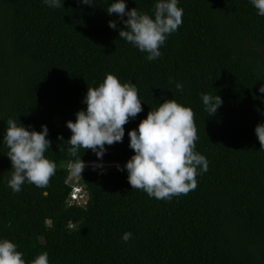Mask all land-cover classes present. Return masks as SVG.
<instances>
[{
	"label": "trees",
	"instance_id": "1",
	"mask_svg": "<svg viewBox=\"0 0 264 264\" xmlns=\"http://www.w3.org/2000/svg\"><path fill=\"white\" fill-rule=\"evenodd\" d=\"M0 264H264V0H0Z\"/></svg>",
	"mask_w": 264,
	"mask_h": 264
},
{
	"label": "clouds",
	"instance_id": "2",
	"mask_svg": "<svg viewBox=\"0 0 264 264\" xmlns=\"http://www.w3.org/2000/svg\"><path fill=\"white\" fill-rule=\"evenodd\" d=\"M75 164H77L79 167L83 166L81 164H84V166H88V168L98 169L99 173L105 170V168L107 167L118 166V164H114V163L105 164V163H100V162H89V163L78 162ZM98 164H104V165L100 167V165ZM68 181L70 182L68 183V185L70 186L71 191L69 192L68 197L66 198V201H65L67 206L85 205L88 200L87 191L84 189V187L80 183L77 182L76 177L73 176L72 174L69 175Z\"/></svg>",
	"mask_w": 264,
	"mask_h": 264
},
{
	"label": "rangeland",
	"instance_id": "3",
	"mask_svg": "<svg viewBox=\"0 0 264 264\" xmlns=\"http://www.w3.org/2000/svg\"><path fill=\"white\" fill-rule=\"evenodd\" d=\"M81 165H83V166H81V167H79L77 164H75V163H71L70 165H69V169H70V174H72L73 176H75V177H77L78 176V174L76 173V171L78 170V169H81V168H88V166H84V164H81ZM115 167V166H114Z\"/></svg>",
	"mask_w": 264,
	"mask_h": 264
},
{
	"label": "bare ground",
	"instance_id": "4",
	"mask_svg": "<svg viewBox=\"0 0 264 264\" xmlns=\"http://www.w3.org/2000/svg\"><path fill=\"white\" fill-rule=\"evenodd\" d=\"M98 165H100V167H101V166H103L104 164H98ZM105 166H107V165H105Z\"/></svg>",
	"mask_w": 264,
	"mask_h": 264
}]
</instances>
